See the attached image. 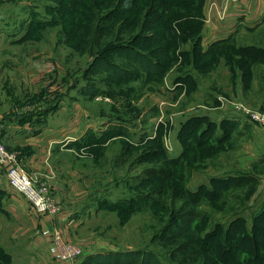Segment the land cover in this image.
I'll list each match as a JSON object with an SVG mask.
<instances>
[{"label": "rangeland", "instance_id": "1", "mask_svg": "<svg viewBox=\"0 0 264 264\" xmlns=\"http://www.w3.org/2000/svg\"><path fill=\"white\" fill-rule=\"evenodd\" d=\"M201 3L204 7L205 0ZM47 6L56 5L45 0H0V31L5 29L6 35L13 37L2 56L14 58L9 65L8 87L0 93V110L14 107V114L15 110H22L27 118L35 114L34 107L39 106L46 109L42 111L41 118H47L58 110L56 105H62L58 103H63L67 106L62 111L63 121H73L78 116L83 124L80 133L84 132L86 139L79 144H69L72 154L63 157V164L67 161L78 175H72L67 168L60 176L75 190L79 184L80 196L76 195L74 202L65 210L59 201V214L63 210L69 213V223L63 220L65 228L61 227L59 233L88 254L79 264H89L99 254L133 250L153 251L164 264H170L165 250L154 243L166 219L162 212L154 211L152 196L164 188L176 206L190 202L198 206L199 211L209 213L215 222L223 224L242 214L251 224V218L262 213L264 201V19L257 29L247 30L221 46L203 50L200 42L196 54L194 43L197 40L190 36L191 31L187 38L183 30L177 31L181 42L176 50L178 65L165 74L163 85L157 80L148 84L145 78L134 81L133 87L137 85L138 93L144 94L138 101L128 102L129 106L121 92L105 82V73L93 74L90 56H79L58 42L57 29L46 32L45 37L38 36L45 30L38 28L42 25L40 22L59 21L58 15L47 10ZM191 11L196 18H203L202 9H182L172 25L180 28L176 20L190 15ZM198 22L193 28L195 36L196 33L202 35L205 27L202 19ZM28 32L29 38L22 41ZM185 52L190 53L189 58H184ZM182 74L188 81L173 84L175 75ZM0 78L4 83V76L0 75ZM87 86L99 91L95 100L86 92ZM97 97L103 100L98 101ZM106 98L110 101H105ZM250 115L259 117L261 121H255ZM236 122H241L242 128L222 140L223 145L202 148L204 128L212 123L218 137H221L226 132L224 129ZM246 124L250 125L249 129L245 128ZM112 125L123 126L128 136L116 137L99 148L92 147V139L101 137L102 131H107ZM190 127L193 128L191 132ZM156 137L159 143L152 148L155 150L152 162L147 164L136 160L143 153L136 146ZM60 140L58 145L64 151L65 135ZM127 145H132L134 150L127 153ZM125 153L130 157L126 161ZM17 159L26 170L19 154ZM147 168L166 169L172 177L168 180L149 176L145 172ZM236 169H245L256 178L257 191L249 207L235 206L243 200L230 196L226 198L227 209H223V202L207 205L210 202L202 199L198 192L191 200L190 190L196 192L199 187L208 185L211 178L239 172ZM32 176L39 178L34 173ZM55 177L53 173L43 181L51 185L50 181ZM180 177H185V180L182 182ZM159 183L163 185L157 186ZM51 187L52 194L56 196L53 185ZM129 200L135 203L124 207ZM4 203L5 198L0 197V212ZM1 214L0 225L5 227V233L18 228L5 211ZM5 238L4 235L0 239V264L26 262V252H19L26 251L29 237ZM39 239L41 236L37 233L31 242ZM51 246L49 244V248ZM92 253L97 254L88 260ZM183 255L181 253L180 256ZM51 258L53 264H61L55 255ZM30 262L31 259L28 264Z\"/></svg>", "mask_w": 264, "mask_h": 264}, {"label": "trees", "instance_id": "2", "mask_svg": "<svg viewBox=\"0 0 264 264\" xmlns=\"http://www.w3.org/2000/svg\"><path fill=\"white\" fill-rule=\"evenodd\" d=\"M45 1L56 5L47 6V10L58 15L59 21L52 19L49 24L40 22L42 25L38 28L45 30L38 36H46L51 30L57 29L58 42L68 46L79 56H90L93 74L105 73V82L119 90L127 103L138 101L144 94L138 93L137 85L133 87L134 81L145 78L148 84L157 80L163 85L165 74L178 65L176 50L181 46L178 32L183 30V35L187 38L188 32L191 31L190 36L197 40L194 43L195 54L201 42V35L196 33L195 36L193 28H196L195 24L202 18H196L193 11L190 15L176 20L180 23V28L172 25L175 16L182 9L200 11L201 0ZM27 38L29 32L22 41ZM183 56L189 58L190 53L185 52ZM173 80V84H183L188 78L182 74L175 75ZM140 89L142 91V87ZM86 92L95 100L99 91L87 86ZM108 96L114 97L115 94ZM238 125L239 123L230 124L224 129L225 134L218 137L216 126L211 123L204 128L202 148L223 145L221 141L239 130ZM191 128L190 132L193 129ZM116 130L119 131L118 134L114 133ZM119 136H128L127 131L123 126L112 125L101 137L92 139V147L104 146L105 142ZM148 141L136 146L137 149L143 150L136 160L147 164L154 158L155 150L152 148L155 145L157 147L159 143L158 137L149 141L150 145L147 146ZM130 149H133L132 145H127L126 152L129 153ZM127 153L125 161L130 158ZM236 170L239 172L211 178L208 185L199 187L196 192L190 190L191 200L193 201L198 192L202 199L210 202L206 203L207 205L214 206L223 202V209H227L226 198L230 196L239 201L243 200L235 206L249 207V202L257 191L254 183L256 178L245 169ZM145 172L158 179L169 180L172 177L169 176L168 170L161 168H147ZM180 179L183 182L185 177ZM152 198L154 211L162 212L166 219L164 226L156 234L154 243L165 250L170 264H264V201L262 213L259 216L254 215L250 220L251 224L242 214H237L231 221L229 219L223 224L215 222L209 213L199 211L198 206L190 202L185 201L181 206L174 205L165 188ZM127 202L124 207L135 203L134 200ZM181 253H184L182 257ZM96 256L98 257L89 264H164L153 251H116ZM92 258L93 256H90L88 260Z\"/></svg>", "mask_w": 264, "mask_h": 264}, {"label": "crops", "instance_id": "3", "mask_svg": "<svg viewBox=\"0 0 264 264\" xmlns=\"http://www.w3.org/2000/svg\"><path fill=\"white\" fill-rule=\"evenodd\" d=\"M202 14V22L205 27L201 35V43L204 48L202 49L206 50V48L216 45L221 46L234 37L238 38L247 30L257 29L264 19V0H241L237 3H228L226 0H205ZM9 40L13 41V37L6 35L5 29L0 31V75L5 79L4 83L0 81V93L3 88L8 87L7 81L11 76L9 65L14 60L13 57L2 56L11 44ZM58 104L62 105H56L55 109L58 108V110L47 118L45 116L41 118L42 111L46 109H40L39 106H35L33 112L36 113L27 118L24 117L22 110H15L16 114H14L12 112L14 107L5 108L4 111L0 110V132L4 144L10 151L19 154L21 164L31 174L34 173L41 180L43 178L46 180L45 178L52 177V174L55 173L56 177L50 182H52L51 185H53L57 199L62 204V209L65 210L74 202L76 195L80 196L78 190L81 188L78 189V186H81L77 184L75 190L73 186L65 184L60 179L62 171L67 168H70L72 175H78V172L71 168L67 161L63 164V157L72 154L71 146L68 147L69 144H79L86 137L83 136L84 132L80 133V127L83 124L79 122L78 116L73 121H63L62 111L66 110L67 106L63 103ZM236 123H239L238 129H241V122ZM249 127V124L245 125L246 129ZM62 134L67 140L64 141V151H61L58 145L64 136ZM0 192L3 193L0 197L5 198L4 205H1L3 210L0 212V220L1 213L5 211L8 217L18 224V228L10 233H5V227L0 225V239L4 235L8 240L29 237L26 251L19 252L21 254L26 252L27 260L23 264H28L29 259H31L30 264H53L49 241L42 233L55 225L65 228L63 220L69 223L68 211L63 210V213L55 219L36 214L30 203L10 187L4 169H0ZM37 233L40 234L41 239L31 242ZM94 254L97 253H92L91 256Z\"/></svg>", "mask_w": 264, "mask_h": 264}, {"label": "built area", "instance_id": "4", "mask_svg": "<svg viewBox=\"0 0 264 264\" xmlns=\"http://www.w3.org/2000/svg\"><path fill=\"white\" fill-rule=\"evenodd\" d=\"M236 2L237 0H226ZM98 101L103 100L100 97ZM109 102L110 99H105ZM255 121L260 122L261 119L254 115H250ZM0 169H4L11 187L21 194L32 206L36 214L49 216L55 219L60 213L59 200L52 194V187L49 183L37 179L29 174L18 164L17 154L10 152L2 140L0 132ZM61 227L55 225L51 229L43 231V236L50 239V252L60 259L61 264H79L80 261L87 256L79 245L67 241L63 233H59ZM88 253V252H87Z\"/></svg>", "mask_w": 264, "mask_h": 264}]
</instances>
